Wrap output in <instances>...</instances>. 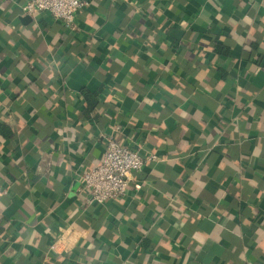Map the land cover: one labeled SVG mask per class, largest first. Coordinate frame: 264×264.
Wrapping results in <instances>:
<instances>
[{
	"label": "crops",
	"instance_id": "obj_1",
	"mask_svg": "<svg viewBox=\"0 0 264 264\" xmlns=\"http://www.w3.org/2000/svg\"><path fill=\"white\" fill-rule=\"evenodd\" d=\"M27 1L0 0V264H264V0H84L77 30ZM109 135L159 161L85 208Z\"/></svg>",
	"mask_w": 264,
	"mask_h": 264
},
{
	"label": "built area",
	"instance_id": "obj_2",
	"mask_svg": "<svg viewBox=\"0 0 264 264\" xmlns=\"http://www.w3.org/2000/svg\"><path fill=\"white\" fill-rule=\"evenodd\" d=\"M89 4L84 0H28L20 7V13L30 18L46 13L69 30H77L78 13ZM154 154L142 156L137 150L119 143L113 135L105 138L101 159L92 169L74 173L78 182L77 197L85 208L118 203L129 189L131 177L147 163H157ZM5 190L0 186V198ZM54 242L50 251H56Z\"/></svg>",
	"mask_w": 264,
	"mask_h": 264
},
{
	"label": "trees",
	"instance_id": "obj_3",
	"mask_svg": "<svg viewBox=\"0 0 264 264\" xmlns=\"http://www.w3.org/2000/svg\"><path fill=\"white\" fill-rule=\"evenodd\" d=\"M94 106V105H93Z\"/></svg>",
	"mask_w": 264,
	"mask_h": 264
}]
</instances>
